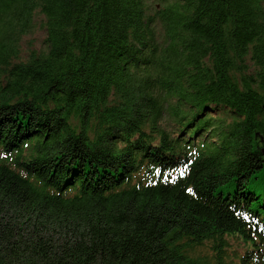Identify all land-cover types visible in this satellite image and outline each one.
I'll list each match as a JSON object with an SVG mask.
<instances>
[{"label":"trees","instance_id":"trees-1","mask_svg":"<svg viewBox=\"0 0 264 264\" xmlns=\"http://www.w3.org/2000/svg\"><path fill=\"white\" fill-rule=\"evenodd\" d=\"M0 264H264V0H0Z\"/></svg>","mask_w":264,"mask_h":264},{"label":"rangeland","instance_id":"rangeland-1","mask_svg":"<svg viewBox=\"0 0 264 264\" xmlns=\"http://www.w3.org/2000/svg\"><path fill=\"white\" fill-rule=\"evenodd\" d=\"M34 22L31 31L28 32L20 42L22 55H25L26 52L30 50L38 51L45 46L43 40L46 37V33H44L42 29L43 21H41L40 15L37 14V16H35Z\"/></svg>","mask_w":264,"mask_h":264},{"label":"water","instance_id":"water-1","mask_svg":"<svg viewBox=\"0 0 264 264\" xmlns=\"http://www.w3.org/2000/svg\"><path fill=\"white\" fill-rule=\"evenodd\" d=\"M263 150V149H262Z\"/></svg>","mask_w":264,"mask_h":264}]
</instances>
